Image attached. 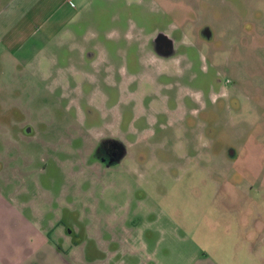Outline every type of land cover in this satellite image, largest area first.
Returning <instances> with one entry per match:
<instances>
[{
    "label": "rangeland",
    "instance_id": "obj_1",
    "mask_svg": "<svg viewBox=\"0 0 264 264\" xmlns=\"http://www.w3.org/2000/svg\"><path fill=\"white\" fill-rule=\"evenodd\" d=\"M62 16L0 35V264H264V0ZM102 136L125 144L116 168L91 159Z\"/></svg>",
    "mask_w": 264,
    "mask_h": 264
},
{
    "label": "crops",
    "instance_id": "obj_2",
    "mask_svg": "<svg viewBox=\"0 0 264 264\" xmlns=\"http://www.w3.org/2000/svg\"><path fill=\"white\" fill-rule=\"evenodd\" d=\"M71 4L72 0H0V35L4 36L3 42L7 41L8 46L21 42L23 36L29 34L30 28L28 29V24L25 23L27 18H34L36 24L34 31H40L48 27V21L55 14L62 12V17L69 14ZM51 8H56L54 13L50 12ZM60 24L52 28L51 32L66 27L65 23L61 26Z\"/></svg>",
    "mask_w": 264,
    "mask_h": 264
},
{
    "label": "flooded vegetation",
    "instance_id": "obj_3",
    "mask_svg": "<svg viewBox=\"0 0 264 264\" xmlns=\"http://www.w3.org/2000/svg\"><path fill=\"white\" fill-rule=\"evenodd\" d=\"M154 46L156 48V55L159 56V58H161L162 62L164 61L165 63L168 62H172L173 61H168L169 59H173V57H175V53L178 51L177 49H175L174 44L171 40V38H169V36L162 34L161 36H159L156 39V42H154ZM171 66V65H170ZM169 66V68H170ZM162 67V66H161ZM161 67L159 68L160 70L156 71V74L159 75H165L167 72H169V69H162ZM157 82V80L155 78H153V80L151 81L150 85H155V83ZM162 83V87L161 89L163 90V88L167 87L165 86V82H161ZM68 86V84H66ZM149 86V88L151 87ZM161 90V91H162ZM101 113H97V114H92L93 111L89 110V112H91L90 114H88V116H94L95 118H97V120H99V124H96L98 122L95 123V125L92 128H99V127H103L107 124V121H104V117H105V113L104 110H101ZM88 116L86 119H88ZM85 122H87L85 120ZM109 123H114V119L111 121H108ZM133 124L131 125V130L132 132L135 133V131L132 129V127L136 126V122H132ZM138 125V124H137ZM85 127V130H88V125H86V123L84 122H80V127ZM91 128V130H92ZM80 131H85L84 128H80ZM138 129V128H137ZM131 130H129L130 133ZM133 135V134H132ZM129 140L132 141L135 144L136 140H133V137H129ZM127 150L125 147L124 142H122L118 137L115 136H102L99 141L97 142L96 147L93 150V153L91 155V159L96 160L97 162L101 163L104 167L107 168H116L118 167L122 161H124V159L127 157L126 156Z\"/></svg>",
    "mask_w": 264,
    "mask_h": 264
}]
</instances>
